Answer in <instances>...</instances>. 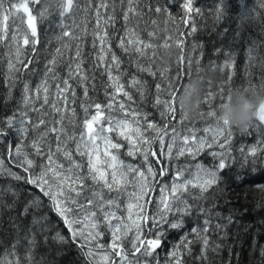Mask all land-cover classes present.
I'll use <instances>...</instances> for the list:
<instances>
[{"label":"trees","instance_id":"trees-1","mask_svg":"<svg viewBox=\"0 0 264 264\" xmlns=\"http://www.w3.org/2000/svg\"><path fill=\"white\" fill-rule=\"evenodd\" d=\"M21 1L29 5V11L37 18L39 43L34 49L23 46L21 59L26 62V67L17 63L16 67L21 70L10 73L8 64L9 61L16 63L17 46L10 37H20L12 25L10 5H20ZM100 2L74 0L73 12L62 17L61 0H4V9L9 10L6 13L9 14L6 22L9 38L0 40V158L5 161L4 168L0 169V264H97L86 241L79 235L73 237L72 230L53 207L49 196L26 180L33 174L38 175L45 165L48 144L52 138L55 140L56 134L48 135L40 155L28 142L35 141L39 133L51 128L59 119L51 105L43 103V93H36V87L47 79L49 100L55 101L56 84H62L67 78V65L74 62L79 47L83 69L89 77L86 86L91 100L103 104L107 99L105 91L112 92L104 74L108 64L97 62L98 43L96 48L93 47L94 8ZM105 2L108 7L101 12L114 17V23L106 29L111 49L107 61L110 63L113 53L119 58V69H113V75L120 76V82L132 100L119 98L141 116L147 113L148 123L172 128L179 122L185 130L199 131L213 122L210 113L224 103L233 90L264 94V0H192V11L184 7L187 0H134L136 12L127 22L123 19L127 0ZM157 8L160 11H156ZM16 10L22 13V9ZM42 12L43 16L40 15ZM65 30L74 33L76 38L63 37ZM129 30L151 45L144 49V55L136 52L133 46H129L128 51L119 47L121 39L127 40L125 33ZM166 45L171 50L169 56L164 55ZM57 49L62 54H58ZM53 58L57 79L50 74L46 76V67ZM196 77L205 81L204 90L197 114L186 117L176 97L179 98L184 86ZM133 79L139 83L133 85ZM70 82L76 97L69 96L66 106L74 107L76 115L72 116L70 111L65 113L64 127L69 134L79 136L85 119L81 103L88 101L83 98V89L78 82L75 79ZM25 84L31 90L32 99L27 106L23 103ZM173 97L174 111L161 117L165 106L157 105V98L172 103ZM90 111L94 113V109ZM9 119L13 120L11 128L7 125ZM40 119L46 124L36 129L34 125ZM19 120L25 121L24 128H27L22 135L17 125ZM55 126L60 127L59 124ZM228 131L231 135L225 147L215 149L216 153H225L226 164L219 170L218 184L203 197L198 188L185 193L193 210L190 215L180 218L184 223L181 228L189 230L190 251L187 245L186 249H172L171 244L179 239L181 229H172L166 222L156 226L143 225L146 239H154L163 233L159 251L166 252L160 258L156 257V264H175L174 260L166 262L174 250L178 251L183 264H264V126L255 118L247 131L234 127ZM18 146L34 161L29 172L17 166L13 158ZM75 147L69 143L71 150ZM154 149L158 151L155 146ZM10 151L13 156H9ZM198 158L213 169L218 166V158L209 153L208 148ZM9 172L20 178L16 179ZM88 183L92 184L91 181ZM92 187L95 191L101 190L99 186ZM84 192L91 194L88 189ZM156 212L157 205L150 199L146 214L153 216ZM156 219L159 221L158 216ZM205 220L209 221L208 231L197 237L192 229L204 228ZM131 236L124 237L121 244L126 246ZM203 236L209 240L206 251L201 243Z\"/></svg>","mask_w":264,"mask_h":264},{"label":"snow or ice","instance_id":"snow-or-ice-1","mask_svg":"<svg viewBox=\"0 0 264 264\" xmlns=\"http://www.w3.org/2000/svg\"><path fill=\"white\" fill-rule=\"evenodd\" d=\"M36 2V0H33ZM128 8L123 14V19L127 22L130 19V15L135 14L136 8L134 7V0H127ZM23 8L24 12L28 13V4H12L11 9ZM108 4L105 0H101L98 6H95V17L96 23L93 31L94 41L93 47L96 48L97 43L99 45V51L97 53V62L99 64H108L104 68V74L107 75L108 85L112 89L109 93L105 91L106 101L102 104L100 102H94L89 97V87L86 86L89 79L87 73L83 69V60L81 59V51L77 47L75 51V60L67 65L68 72L67 78L63 79L62 84H56V100L50 102L49 100V86L48 80L45 79L40 85L36 87V93H43V103L50 104L54 112L59 116V119L53 123L51 128H46L43 132L39 133L38 138L33 141L31 147L35 150L37 155L41 154L42 144L46 143V138L50 133H55V149L53 150L52 145L48 144V151L45 156L47 164L43 165L39 174H33L31 178L26 180L27 183L35 184L40 187L46 196L53 202V207L56 209L58 214L64 218L66 224L69 225L72 230L73 237L83 236L86 241H95L101 235L100 226L101 222L107 227L112 234V249L113 255L120 257V264H132V261L128 259V256L124 253L121 248L120 241L123 237H127L129 232L135 230V243H133L134 254H140L145 258L144 264H148L147 257L153 256L156 249L161 246L162 236H157L154 239H144L142 235L143 225L149 223L153 226L158 225L160 222L169 223L172 229H178L182 226V221L177 219L175 221H168L167 216L170 213L175 212L179 216H186L192 213V205L185 199H182L179 193L185 192L188 186L191 185L194 188H198L200 197H203L209 189L217 185L220 180L219 170L226 167L225 164V153L213 152L212 155L217 157L219 162L216 169H207L200 164H196V173L193 179H182L183 172L178 171L176 180L170 185V195L165 196L164 192L169 191V186H166L161 190V198L157 204V212L153 216L146 214L145 209L147 207V201L145 197L150 194L152 190V184L154 179L157 177V173L154 169L149 166L146 170L141 171L140 168L135 167L132 164H125L120 159L119 150L123 146L120 142H113L111 133H115L117 136L123 138L127 142L128 156H134L139 154L145 163L149 162L150 156L156 155L153 152L152 144L159 143L164 145V136L167 135V129L159 127L155 124L148 123L146 114L141 116L137 112L128 110V115L132 117L131 120L125 116L121 119H114L111 112L115 110L114 105L120 112H125L126 106L123 102H118V97L121 95L126 97L128 101L132 100V96L128 91L125 90L124 84L120 82L119 75H113V69H119L120 61L119 58L113 53L111 54L110 63L107 61V56L111 52L109 46V36L107 27L114 23V17L109 16L101 12V9H106ZM185 9L192 11V0H187L184 5ZM60 15L63 17L68 13L73 12L74 0H61ZM156 11H160L159 8ZM9 10L4 9V0H0V40L8 39V26L7 20L9 19ZM41 16L44 13H40ZM36 17L31 16L29 13L28 17V29L30 32L25 30L22 37L12 35L11 40L16 43V63L9 61L8 68L10 73L18 72L21 69L16 67V64H20L21 67H26V62L21 59L23 46L28 48H35L39 43L38 32L36 27ZM63 37L76 38L75 34L65 30L62 32ZM127 40L121 39L119 47L128 51L129 46H133L134 50L141 55H144V49L150 48V44H145L139 39L135 33L129 30L125 33ZM60 39V37H58ZM167 46V45H166ZM67 47V45H65ZM58 54H62L60 49H57ZM56 60L53 58L49 61L48 67H46V76L49 74L53 79H57L55 70ZM96 67V65H94ZM140 71L146 69L138 68ZM151 74V73H150ZM75 79L79 86L83 89V98L88 103H81V108L85 113V119L82 122L79 136L69 134L64 127V120L66 118L65 113L71 112L72 116L76 115V109L74 107L68 108L67 102L69 96L75 98L76 92L72 87L70 81ZM133 85L139 83V81L133 79ZM94 87V86H93ZM30 88L27 84L24 85V96L23 103L27 106L31 104L32 99L30 98ZM159 92V86H157ZM39 99V96L36 97ZM75 99L72 100L74 104ZM174 97L173 102L162 101L159 98L156 100L157 105L163 104L165 110L161 111V117L166 116L168 112L174 111ZM64 104L65 107H60ZM94 109V113L90 110ZM107 113V114H106ZM25 116L27 113L24 114ZM257 118L259 121L264 122V106L261 110H258ZM141 119L144 121V125L147 129H152L156 132L154 138H145L142 130ZM24 124L25 121H20ZM71 123V121H69ZM13 120L9 119L7 125L9 128L12 127ZM44 119H40L34 127L39 129L40 125H45ZM59 124L57 128L55 125ZM107 125V126H105ZM231 126L225 124L224 127L219 128L217 134L213 136L211 141L204 138H195L194 133L190 136L183 138V145L179 149V155H184L188 152L190 155H195L197 152L203 150L205 147L211 149L213 144H216L220 148L225 147L227 137L224 141L218 139L219 136L227 135L230 136L231 132L228 131ZM19 131L26 132L27 128H20ZM205 132L211 131V129H204ZM176 136L173 133L172 143L168 144L167 155H172L173 145L175 144ZM190 140H194V143H190ZM69 143H75L76 147L74 150L69 148ZM255 152V149L252 150ZM62 155L63 159L67 161L68 166L65 167L63 163L57 162V155ZM74 155L85 158L86 162L78 161L74 159ZM9 156H13L10 151ZM13 158L16 160L17 166L23 167L25 172H29L34 167V161L29 159L27 154L23 152L21 147H16ZM5 161L0 158V169L4 168ZM163 171V170H162ZM129 174L134 175V187L135 191L130 194L129 203L127 204V217L122 219L121 215L117 212L120 209V204L116 199L111 196L105 198L103 189H107L108 192H119L121 187L128 182ZM9 175L15 176L14 173L9 172ZM19 179V176H15ZM91 181L90 185L88 182ZM93 185L99 186L100 191L93 190ZM85 189L91 191V198L85 197V203H80L79 197L82 195ZM143 201V203H142ZM74 210H78L79 216L74 213ZM199 211L205 212L206 209H198ZM159 217L157 221L156 217ZM230 219V218H229ZM205 227L202 229H192V232L200 237L202 233L208 231L207 225L208 220L204 222ZM74 225H80L79 231L76 230ZM86 233V235H85ZM63 239L62 237H58ZM201 243L204 250L206 251L209 245V240L206 236H203ZM188 246L190 251V242L185 238L181 242L180 247L184 248ZM117 249H121L117 251ZM172 258L175 264H183L179 258L178 251L172 252ZM104 261H109V257L105 255L102 258ZM109 264L111 262L109 261ZM139 264V261H137Z\"/></svg>","mask_w":264,"mask_h":264},{"label":"rangeland","instance_id":"rangeland-1","mask_svg":"<svg viewBox=\"0 0 264 264\" xmlns=\"http://www.w3.org/2000/svg\"><path fill=\"white\" fill-rule=\"evenodd\" d=\"M25 3H26L25 1H21L20 5L25 4ZM28 8H29V5H28ZM19 9H22V13H20V10L12 9L11 19H12V25L14 27L15 34H19L20 37H22L25 30L30 32V29H28L29 13L33 17H36V16L33 15L30 11L28 13L24 12L22 7ZM10 23H11V21H10ZM35 23L37 25V18H36ZM54 89H55V87L53 85L52 90H54ZM176 99L178 100L177 97H176ZM118 102L125 103L126 110H125V112H120L118 110V108L114 105L115 110H113L111 112L112 117L114 119H121V118H124L125 116H127V118L129 120H131L132 117L130 115H128V110L133 111L132 110L133 108L131 109L128 106V103L125 100H123L122 98H119ZM130 104H132V103L130 102ZM133 112H135V111H133ZM145 114H146L147 119H148V114L147 113H145ZM19 121H21V120H19ZM147 121L149 122V120H147ZM17 125H18L19 129L25 126L24 124H21L20 122H18ZM141 125L143 126L142 130L144 132L145 138H154L156 136L155 131L151 132L149 129H147V127L144 125L143 119H141ZM105 126H107V125H105ZM173 126L174 127H172V128L166 127L167 135L164 136V141H165L164 145H160L158 142L152 144L151 150L153 152H155L156 155L150 156L148 163H145L143 161V158L139 154H136L134 156H128L126 154L128 151L127 142L124 141L123 138L117 136L115 133L110 134L113 137V142L118 141L123 145L121 147V149L119 150V153H120V159L123 160L125 164H132L135 167L140 168L141 171H144V170H146L147 167L151 166L154 169V171L157 173V177L154 179V182L152 184V190H151L150 194L145 197V200L147 201V207L145 209V212L147 211L148 202L150 201V199H154L155 206L159 203L160 198H161V190L164 189L166 186H169V191H165L164 195L165 196L170 195V185L176 180V176H177L178 171L183 172L182 179H193L194 175L197 171L196 170V164H200L204 168H207V169H213L207 163L203 162L200 158H198L199 155L201 153H203V151L205 149H207V147H205L203 150L197 152L194 156L190 155L188 152H185L184 155L178 154L179 149L183 145V138L185 136H190L194 133L195 138H201L202 137L208 141H211L213 136L217 134L213 130L214 129L213 122H210V124L206 125L203 129L200 128L199 131H193V130H187V129L185 130V129L180 127L179 122H177L176 125H173ZM206 128L211 129V131L205 132L204 129H206ZM19 132L21 133V135L23 134V132H21V131H19ZM173 133H175L176 140H175V144L173 145L172 155L168 156L166 146L168 144L172 143ZM225 137L228 138L227 132L225 133L224 136H219L218 139L220 141H224ZM46 141H47V139H46ZM50 142H51L52 148L54 150L56 142L53 138L50 140ZM189 142L194 143V140H190ZM32 143H33V141L30 140L28 142V145L31 147ZM73 146H76L75 143H73ZM154 146L156 147V149H158V151H156L154 149ZM217 147L218 146L216 144H213L211 149L208 148V152L209 153L215 152V149ZM32 150H34V149L32 148ZM23 152L25 153L26 151H23ZM56 159H57L58 163H63L65 165V167L68 166L67 161H65L61 155H57ZM74 159H76L78 161L86 162V157L81 158V157L74 155ZM44 163L47 164V160L45 159V157H44ZM133 181H134V175L129 174L128 182L126 184H124L121 187L120 191L117 192L116 194H111V192H108V190H106V191L103 190V192L105 194V198L111 196L112 198L116 199L117 202L120 204V209L118 210L117 214L121 215L122 219H126V217H127L126 208H127V204L129 203L130 194L136 190L134 187ZM192 188H194V187L189 185L187 191L189 189H192ZM187 191L179 193V195L181 196L182 199H185L188 201V199L185 195V193ZM85 197L91 198V194L87 193V192H83L82 195L79 197L80 203H82V204L85 203ZM142 203H143V201H142ZM74 213L77 216H79L78 210H74ZM177 219L181 220L180 216L178 214H176L175 212L169 214L168 221H175ZM182 225H184L183 221H182ZM167 226L170 227L169 223H167ZM73 227H75L77 231H79L81 228L80 225H74ZM181 227L178 228L181 230L179 232V239L177 240L180 242L176 241L174 244H171L172 249L181 250V247H180L181 244H179V243H181V241H184L185 238L188 239L187 232L189 230L186 228H181ZM99 230L101 231V235L95 241H86L83 236H80L86 241V243L89 247L88 249H89L90 254L92 255L93 259L96 261L97 264H109V261L111 262V264H120V257L112 254L113 249H112L111 245H112L113 241H112L111 231L107 227H105L102 222H101V226H100ZM144 233H145V231L143 228L142 229V235H144ZM85 235H86V233H85ZM128 235H132L131 241H130L128 246H123L121 244V241L124 239V237L119 242L122 250L128 256V259L130 261H132V264H137V261H139V264H144L145 258L143 256H141L140 254H134V252H133L132 245H133V243H135V239H134L135 230H133L132 232H129ZM169 242L173 243V241L170 239H169ZM184 248L186 249V247H184ZM120 250L121 249H117V251H120ZM164 252H166V251L160 249V251L156 252L155 255H156V257L160 258V256L163 255ZM172 252L169 253V256H168V259H166V262L172 263V261H173ZM105 255H107L109 257V261H104L102 259ZM146 259H147L148 264H149L148 258H146ZM164 263L165 262H161L160 264H164ZM151 264H156V263L152 262Z\"/></svg>","mask_w":264,"mask_h":264},{"label":"clouds","instance_id":"clouds-1","mask_svg":"<svg viewBox=\"0 0 264 264\" xmlns=\"http://www.w3.org/2000/svg\"><path fill=\"white\" fill-rule=\"evenodd\" d=\"M170 54L171 50L166 46L164 55L169 56ZM204 84L205 81L201 77H196L184 86L183 93L178 98V103L186 117L197 114ZM262 106H264V94L250 90H233L225 102L210 113L214 124L213 130L218 132L219 128L227 124L239 131H247Z\"/></svg>","mask_w":264,"mask_h":264},{"label":"water","instance_id":"water-1","mask_svg":"<svg viewBox=\"0 0 264 264\" xmlns=\"http://www.w3.org/2000/svg\"><path fill=\"white\" fill-rule=\"evenodd\" d=\"M258 119V118H257ZM258 121H259V119H258ZM260 123H262L263 125H264V122H261V121H259Z\"/></svg>","mask_w":264,"mask_h":264}]
</instances>
